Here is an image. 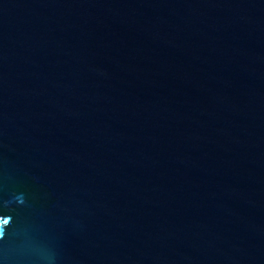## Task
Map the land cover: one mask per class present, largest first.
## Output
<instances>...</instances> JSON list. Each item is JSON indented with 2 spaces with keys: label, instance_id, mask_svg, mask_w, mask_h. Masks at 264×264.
<instances>
[{
  "label": "water",
  "instance_id": "obj_1",
  "mask_svg": "<svg viewBox=\"0 0 264 264\" xmlns=\"http://www.w3.org/2000/svg\"><path fill=\"white\" fill-rule=\"evenodd\" d=\"M0 264H264V0H0Z\"/></svg>",
  "mask_w": 264,
  "mask_h": 264
}]
</instances>
